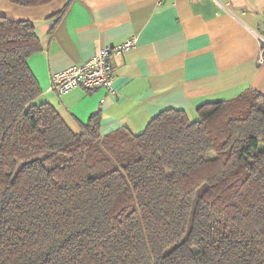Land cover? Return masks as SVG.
Here are the masks:
<instances>
[{"label":"trees","instance_id":"obj_1","mask_svg":"<svg viewBox=\"0 0 264 264\" xmlns=\"http://www.w3.org/2000/svg\"><path fill=\"white\" fill-rule=\"evenodd\" d=\"M39 51L0 15V264H264V94L75 133L36 102Z\"/></svg>","mask_w":264,"mask_h":264},{"label":"crops","instance_id":"obj_2","mask_svg":"<svg viewBox=\"0 0 264 264\" xmlns=\"http://www.w3.org/2000/svg\"><path fill=\"white\" fill-rule=\"evenodd\" d=\"M0 15L33 24L40 51L29 64L42 89L36 102L54 106L75 133L96 113L102 135L123 128L139 134L166 109L196 119L205 103L248 89L264 94V0H55L35 7L0 0ZM134 36L137 46L113 59L114 95L51 89L55 72Z\"/></svg>","mask_w":264,"mask_h":264},{"label":"built area","instance_id":"obj_3","mask_svg":"<svg viewBox=\"0 0 264 264\" xmlns=\"http://www.w3.org/2000/svg\"><path fill=\"white\" fill-rule=\"evenodd\" d=\"M137 43L138 38L134 36L120 44L103 46L91 60L55 72L51 78V89L59 95H64L76 88L87 90L104 88L114 95L115 66L113 59L133 50ZM260 62H264L263 52L260 55Z\"/></svg>","mask_w":264,"mask_h":264},{"label":"rangeland","instance_id":"obj_4","mask_svg":"<svg viewBox=\"0 0 264 264\" xmlns=\"http://www.w3.org/2000/svg\"><path fill=\"white\" fill-rule=\"evenodd\" d=\"M189 117H190V119H191L192 121H195L194 119H195L196 115H189ZM197 118H198V116H197Z\"/></svg>","mask_w":264,"mask_h":264}]
</instances>
